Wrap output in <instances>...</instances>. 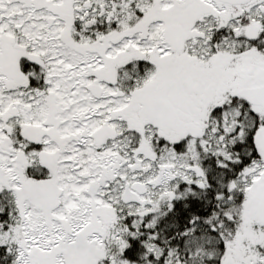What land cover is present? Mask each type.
<instances>
[{"label": "trees", "instance_id": "16d2710c", "mask_svg": "<svg viewBox=\"0 0 264 264\" xmlns=\"http://www.w3.org/2000/svg\"><path fill=\"white\" fill-rule=\"evenodd\" d=\"M179 1L157 6L164 21L160 30L166 43L162 45L172 53L167 57L156 42L141 38L142 31L147 35L150 26L160 25L152 9L145 7L144 19L152 22L148 28L137 18L128 19L134 0H67L71 14L61 13V35L68 44L81 46V51L100 55L110 68L104 71L115 75L111 88L131 95V106L123 114L130 124L131 148H127L134 159L167 161L170 154L178 156L193 144L201 173L196 169L190 180L178 181L157 210L138 212L129 209L130 202L122 201L101 208L93 202L86 228L73 232L67 222L60 239L63 243L52 240L36 245L24 231L25 205L33 202L29 181L46 176L48 171L28 165L26 158L40 150L39 144L28 140L29 129L14 120V115L7 121L0 119L8 154L20 151L23 156L19 158L26 159L16 165L19 186L12 188L11 181L0 179V264H264V226L256 216L264 190V110L236 94L238 88L264 81V12L251 20L245 6L221 5L207 10L199 0H186L183 7ZM12 2L59 8L47 0ZM83 2L86 10H82ZM261 3L264 5V0ZM114 9L118 13L110 14ZM204 10L211 28L205 48L198 52H207V57L175 54L176 47L189 40L191 20ZM127 19V28L122 27L121 22ZM249 26L256 29L254 39L245 36ZM16 35L14 51L7 50L5 44L0 49L12 66L11 71L9 66L1 69L0 100L13 101L19 94L35 100L49 88L46 62L30 51L31 40L20 46ZM139 36L135 46L132 39ZM121 38L129 45L122 54H109L107 44L114 41L118 45ZM146 95L148 102L154 100L157 110L146 111ZM10 103L0 105L1 112L10 111ZM228 125L231 132H224ZM208 130L209 135L219 134L220 144L213 146L217 150H211L209 141L199 142ZM258 178L262 184L254 185ZM112 183L101 192L112 190ZM105 198L112 201L107 193Z\"/></svg>", "mask_w": 264, "mask_h": 264}, {"label": "rangeland", "instance_id": "374dc122", "mask_svg": "<svg viewBox=\"0 0 264 264\" xmlns=\"http://www.w3.org/2000/svg\"><path fill=\"white\" fill-rule=\"evenodd\" d=\"M12 1L0 0V20H3L0 21V49H4L3 45L5 44L7 50L14 51L17 46V41L13 39L14 34H17L20 46H24L27 44V40H31L32 49L30 51L35 55H40L41 58L43 56L44 62H46L45 66L49 76V95L56 93L65 110L61 115L63 121L58 128V135L49 134L50 140L52 137L57 143H49L48 145V140L43 138V134L48 131V128L42 125L44 119H46L45 106L48 105L42 102L45 99L43 96L31 100L29 99L30 95L19 94L15 97L13 93L11 96H14L15 99L8 102H11L9 105L17 104L18 110L1 112L3 108L0 107V119L3 121H7L16 112H19L15 115L14 120L18 119L22 125H29L30 137L36 138L40 143L39 152L33 151L26 158L28 165L35 170L39 169L41 164L46 165L51 170L49 174L58 176L57 181H55L56 184L50 181L51 184L49 185L52 187L48 186L47 182H43L45 176L37 182L29 181L32 185L28 190L33 197L31 199L33 202L25 205L26 225L24 231H26L27 237L31 242H35L36 245H44L52 240L58 241L57 243H63V240L60 239L64 236L63 227H65V223L70 222L73 232L79 228H86V224L91 218V204L93 202L101 208H108L113 201H122L124 203L130 202L129 209L137 210L138 212H144L147 209L157 210L164 201H167V196L176 188L175 185H177L178 181L190 180L196 169H199V173H201L199 153L195 152L196 147L193 144L186 147L183 152H179L178 156H171L170 154L167 161L160 160L155 163L151 162L148 157L134 159L133 157L135 156L129 150L131 148L130 141L127 143L129 149L121 145V139L124 134L123 128L119 127L120 124L118 122L107 123L108 115H105L107 112L102 111V109H105L103 108L105 105L104 101L90 105L88 110L94 116L89 121L78 122L76 117L86 111V105L81 106L73 103L69 106V95L71 94L75 97L77 93L80 94L85 91L84 89H89L94 97L101 95L99 96L100 98L110 101V96L114 94V89L111 88L110 82L112 74L105 76V80L102 82L98 80L90 82L92 81L91 78L81 77V73L84 70H96L97 67L100 69L103 59L100 61L91 51L83 55L81 49H79L81 46L77 44L70 45L66 39H63L61 32L64 19L61 13L64 12L65 16L71 14V10H69L70 2L67 3V0H47L53 3L49 5H55L59 8H46L43 5L33 7L29 3H21L22 1L13 3ZM167 1L169 2L170 0ZM185 1H179L182 2V7L186 4ZM261 1L263 0H251L250 2H255V5L250 2L241 5L245 6L244 12L251 16V20L256 19L257 15L259 16L264 12V5ZM205 3L210 7H217L211 0H205ZM165 5H168V3L161 6L159 0H134L132 9H130L131 15L127 16L128 19L137 18L138 21L144 22V25L148 28L152 25L151 20L146 22V19H144L145 13H147L145 7L148 6V8L152 9L155 19L158 20L157 22L162 29L164 21L158 16L157 6L165 7ZM210 7L205 8L210 9ZM221 7L218 6L217 9ZM86 9V3L83 2L82 10ZM138 14H141L142 17ZM128 19L127 22H121L122 27L123 25L124 27L128 26ZM48 21H51V24H48ZM191 21L190 25L193 28L188 37L189 40L177 46L175 54H184L193 58L199 54V48H205L206 35L209 34L211 28V20L206 18V16L200 17L199 15ZM151 27L153 26H150V29L145 31L147 35L142 31L141 38L147 37L150 42H156L155 44L160 50L157 38L160 37L161 30L157 25L152 29ZM251 27L249 26L247 29ZM17 29L18 31H16ZM247 29L244 30L245 36ZM124 39L121 38L118 45L113 46L107 52L109 54L114 52L116 55L122 54V49L129 45L127 41H123ZM136 40H140V36L132 39V43L138 46ZM5 41L10 43H5ZM160 51L162 52V49ZM1 52L2 50L0 51V72L3 66H9L11 71L12 66L9 59H3ZM169 54H172L171 51H164L165 57L169 56ZM207 54V52H204L199 55L206 58ZM17 55H19L18 51ZM254 57L256 58L257 56ZM7 75H11V72H8ZM152 75L150 73L149 78ZM1 82L0 93H2ZM6 82L8 86L10 81L7 80ZM11 84L13 85L12 87H15L16 83L13 84L11 82L9 85ZM8 102L4 99L0 100V105L6 107ZM109 108H112V104ZM226 118H228V115ZM229 126L224 132H231ZM209 133V130L206 131L204 139H199V142L203 144L209 141L212 145V150L213 146L216 147V145L220 144L217 136L219 134L209 135ZM5 137L7 138V135L0 131V179L3 182L11 180L10 186L16 188L19 186L18 181H15L17 175L16 164L21 160L13 163V156L15 155L13 153L11 155L8 154ZM215 147L213 150H217ZM124 149L126 151L125 155L122 152ZM26 159L23 158L24 161ZM107 160L115 165L114 174L109 175L107 172L103 177L97 176L98 167H101ZM159 166L165 169L166 172L162 171ZM110 181L113 182L111 187L109 186V189L112 190L102 193L101 189L103 187L108 188ZM105 182L108 184L106 185ZM137 184L145 188L142 194L131 188L132 185ZM261 184L259 178L254 182V185ZM42 187L44 191L46 187H49L47 194H49L50 189L54 193L49 198H46V196L41 195ZM92 188L96 189L91 193ZM106 193L112 201H109V198H105ZM111 210L113 211V208ZM91 239L88 237L89 242L92 241ZM98 241L100 240L98 239Z\"/></svg>", "mask_w": 264, "mask_h": 264}, {"label": "flooded vegetation", "instance_id": "af4514ba", "mask_svg": "<svg viewBox=\"0 0 264 264\" xmlns=\"http://www.w3.org/2000/svg\"><path fill=\"white\" fill-rule=\"evenodd\" d=\"M173 2H171L169 4V6L173 5V3L175 2V0H172ZM184 1V0H183ZM201 2V4L205 5V7L209 8L210 6L207 5L205 3V0H199ZM212 2L215 3V5H217V7H215V9L218 8V6H221L223 5L221 2L217 1V0H211ZM209 6V7H208ZM213 8V7H212ZM206 9V8H205ZM208 10V9H207ZM207 11L204 10L202 12H200V17L201 16H206V13ZM110 14H116L118 13V11H116L115 9L113 11H110L109 12ZM198 15V16H199ZM203 18V17H202ZM127 28V26H125ZM163 33V32H162ZM164 34L161 35V42L162 43H166L164 41V37H163ZM108 50L111 49L113 46H115V43L114 41H110L108 44ZM167 45V44H166ZM168 46V45H167ZM80 49V48H79ZM92 52V51H91ZM81 53L83 55H86L88 54L89 52H83L81 51ZM94 53V52H92ZM95 56L98 57V59L101 61V57L100 55H98L97 53H94ZM113 54V52L111 53ZM102 64V65H101ZM101 66H100V69L99 67H97L96 70H93V69H87L86 71L84 70L82 73H81V77H84V78H91L92 81L90 82H95L96 80L102 82L105 80V76L109 75L110 73L108 72L110 68H106V65L104 64V62H101ZM103 69V72H101V70ZM105 70H108V71H104ZM115 75H111L112 79H111V85L113 84V78H114ZM85 91L81 92L80 94L77 93V95H75V97H73L71 94L69 95L70 97V104H73V103H76L78 105H86V111L83 112V113H80L78 115V117H76V120L78 122H85V121H89L91 119V117H93L94 115H92V113L88 110L90 108V105L91 104H97L98 102L100 101H104L105 102V105L103 106V108L105 109H102V111H105L107 112L105 115H108V118H107V123L109 122H118L120 125L119 127L123 128V136H124V139L122 140L121 139V145L122 147H125L127 148V143L129 142V133H130V124L128 123V118L126 117V115H124L123 113L124 112H127L131 106V101H132V97L131 95H129L128 93L126 92H123L122 90H113V96H110V101H106L105 99H102L100 98L99 96L97 97H94V95L89 91V89H84ZM55 93H52V95H44L43 98H45L42 102H45L46 104H48L47 106H45V112H46V119H44V123L42 125H44L46 128H48V131H46L44 134H43V138L50 141L49 143L51 142H54L55 144L57 143L56 140L51 137V140H50V137H49V134L53 133L54 135H58V128L60 125H62V121L63 119L61 118V115L62 113L65 111L63 108V105H62V102L60 103V99L58 98V95H54ZM175 96V95H173ZM40 96H38L37 98H39ZM146 99L144 100V102H146V111L148 110H157V107H155V102L154 100H151L148 102V99H147V95L145 96ZM96 98H100V99H96ZM32 100V99H31ZM117 100H119V102H117ZM58 102V103H57ZM184 103V102H183ZM112 104V108L110 109V105ZM24 107V106H23ZM18 105L15 104V105H10V111L12 110H15L17 111L18 110ZM150 108V109H149ZM152 108V109H151ZM19 112H16L14 114L13 117H15L16 114H18ZM20 116V114H19ZM24 128H27V129H30V126L29 125H22ZM29 141H33V142H36L37 144L40 145V143L37 141L36 138H32L30 137V134H29V138H28ZM97 149V148H96ZM123 154L125 155L126 151L125 149L122 150ZM49 162V161H48ZM110 163V164H109ZM42 166L47 172L45 178L43 179V182H47L48 183V186H51L49 184H51V182H53L54 184H56V178L58 177L57 175H51L49 174V171H51L49 168H47L46 165H40ZM114 169H115V165H113L111 162H109L108 160L105 161L101 167H98L97 171H96V174L97 176H105L106 173L108 172L109 175L111 174H114ZM39 180H42L41 178H38L36 181L34 182H37ZM51 181V182H50ZM46 183V184H47ZM41 186V184H39ZM52 187V186H51ZM50 187V188H51ZM39 188V187H38ZM59 191V190H58ZM54 193V191L52 189H50L49 191V194L46 196V198L50 197L52 194Z\"/></svg>", "mask_w": 264, "mask_h": 264}, {"label": "water", "instance_id": "95a60500", "mask_svg": "<svg viewBox=\"0 0 264 264\" xmlns=\"http://www.w3.org/2000/svg\"><path fill=\"white\" fill-rule=\"evenodd\" d=\"M221 3L228 5H243L248 3L250 0H217ZM51 24V21H48ZM256 35L255 28H250L247 31L249 39H253ZM238 97L244 99L251 105L258 106L264 110V82L258 86L241 87L236 91ZM47 187L45 188L44 194L47 193ZM132 189L136 190L139 194L144 192V188L140 185H133ZM256 216L259 223L264 226V190L261 192L259 201L256 207Z\"/></svg>", "mask_w": 264, "mask_h": 264}]
</instances>
